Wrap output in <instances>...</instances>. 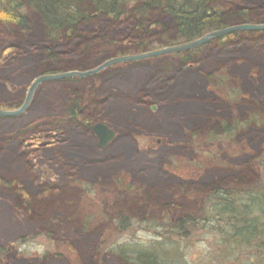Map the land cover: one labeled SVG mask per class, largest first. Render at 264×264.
Instances as JSON below:
<instances>
[{
	"label": "trees",
	"instance_id": "1",
	"mask_svg": "<svg viewBox=\"0 0 264 264\" xmlns=\"http://www.w3.org/2000/svg\"><path fill=\"white\" fill-rule=\"evenodd\" d=\"M131 23L132 28L128 27ZM0 24L9 30L10 39L14 42V45H5L1 50L0 69L5 65L17 66L24 59V51L26 54L31 51L40 68L30 78H38L72 70H90L113 57L187 44L207 33L229 27L264 24V0H0ZM103 25L119 27L121 33L115 31L114 34H123V37L111 38ZM241 42L249 46L253 43V47L264 51V32H239L209 44L226 50ZM108 45H114L117 50L100 60L99 48ZM204 49L173 56L182 58L180 66L188 69L202 62ZM190 54L193 55L188 56ZM210 58L211 54L206 59ZM237 66H229L236 75L231 80L223 67L205 73L203 77L208 85L224 88V93L221 96L216 93L212 97L199 94L203 110L197 113L200 120L197 124L200 133L210 142L217 143L223 137L236 141L240 134H245L248 148L251 144L257 145L254 150L257 154L247 155L246 166L236 168L230 158L231 165L212 166L213 170H206L204 181L193 185L186 184L181 177L149 179L140 173L142 170L135 169L129 171L128 178L114 182L111 176L116 174L118 163L115 165L111 159L98 156L85 162L93 175L83 192L75 194L72 191L71 195L67 187L48 181L42 183L36 174V165L32 164V156L42 152V136L47 139L52 134L84 131L85 135L93 136L91 127L95 118L102 114L100 111H105L106 100H98L93 95L88 104H80L84 95L79 96L76 89L70 91L71 102L62 115L33 119L14 131L17 137L12 138L11 132L0 137L9 139L0 148L17 147L16 153L22 155L21 158L16 155L19 158L14 160L17 165L22 164L31 170L32 180L31 189L24 180L20 181V177L10 179L0 173V190L14 193L16 210L25 214L30 222L34 220L41 227L39 234H47L52 240L58 239L53 227L48 232L42 231L46 229L44 221L47 220L48 206L57 202L61 204L59 212L65 218L56 220L58 228L61 222H69L72 232L88 235L93 215L86 217L88 205L85 206L81 200L87 196L85 192H92L95 188L98 196L102 192L117 193L119 207L113 215L115 222L107 221L111 224L112 234L119 231L121 234L130 228L133 221H139L143 226L141 230L156 235L161 231L157 236L162 238L148 246L133 243L116 247L113 244L115 256L127 264H187V257L179 249L180 242L191 241L190 236L199 229L213 234L211 246L216 252L209 253L208 264H264V94L258 85L264 63L253 62L252 68L243 71H239ZM83 81L71 79L60 82L73 85ZM60 82L56 84L60 85ZM20 100L22 97L8 100L0 107L18 108ZM137 130L147 134L143 128ZM82 154V161H85ZM3 170L0 165V171ZM50 199L55 201L52 205L48 203ZM94 202L98 201L94 199ZM116 222L120 223V228L112 226ZM74 229L81 231L75 232ZM28 240L29 237L25 236L0 245V264H30L32 257L27 251ZM49 257L48 254L40 257L41 264H45Z\"/></svg>",
	"mask_w": 264,
	"mask_h": 264
},
{
	"label": "rangeland",
	"instance_id": "2",
	"mask_svg": "<svg viewBox=\"0 0 264 264\" xmlns=\"http://www.w3.org/2000/svg\"><path fill=\"white\" fill-rule=\"evenodd\" d=\"M131 25L132 23L128 27L132 28ZM3 27L0 24V39H2L0 52L5 45H14L10 39L9 30ZM103 27L111 38L114 37L117 40L123 37V34H114L115 31L118 34L121 33L119 27L118 29L109 28L107 25ZM255 47L253 43L249 46L241 42L226 50L219 48L218 50L213 44H209L201 53L204 58L202 62L188 69L180 66L182 58L168 55L167 59L155 58L134 64L116 65L110 69L112 71L109 74L100 78L93 77L94 79H87L81 83H73V85H66L61 83L62 81L60 85L55 82L48 83V86L41 87L36 94L34 110L27 119L21 118L18 122L9 123L0 121V137L32 119H40L42 116L49 118L51 114L62 115L71 102L70 91L78 89V95L81 97L84 95L80 104H88L91 95L98 100L107 101L104 106L105 111H100L102 114L95 118L94 123L112 127L116 134L115 139L106 148H102L99 146L97 135L92 133L93 136H87L86 131L75 134L63 133L66 134L65 136L52 134L48 135L47 139L42 136L40 140L42 152L32 156V164L36 165V174L42 183L48 181L63 188L67 187L71 190L70 193L68 192L71 195L76 194L77 191L83 192L88 179L93 175L85 162H90L98 156L111 159L115 165L118 163L116 174L111 176L114 182L128 178L129 171L135 169L142 170L140 173L149 179L157 176L181 177L189 185L200 183L207 176L206 170L212 166L221 168L234 162L236 168L243 167L247 164V155L256 153L254 150L257 145L251 144L248 148L245 134H240L236 141L223 137L217 143L210 142L200 133V127L197 124L200 121L197 119V113L203 110L199 94L205 93L212 97L216 93L220 96L224 93V88L215 84L208 85L203 77L205 73L209 70L218 71V68L223 67L225 72L230 74L231 77L228 76L231 80L236 75L232 73L230 65H238L239 71H243L252 68L253 62L264 63V51ZM99 50L101 60L102 57L111 55L117 49L114 45H108ZM26 52L24 51V59L20 60L17 66L5 65L0 69V105L7 103L8 100L26 97L30 84L35 80L30 77L32 73L38 72L39 63L34 61L36 58L33 52L30 51L27 54ZM210 54L211 58L207 60ZM125 55L132 56V54ZM74 61L76 62V59ZM41 76L46 75L39 77ZM258 85L263 95L264 72ZM152 107H155V110H152ZM133 127L136 128L132 132ZM139 128L147 130V134H141L140 132L144 131H138ZM196 137L199 138L196 139ZM66 138L68 142L65 141ZM8 140L0 138V145L2 146ZM63 142L65 143L61 144ZM262 145L264 148V144ZM16 150L15 145L0 148V165L5 169L0 173L10 179L22 177L28 188H31V170L24 168L22 164L17 165L14 159L17 158L16 155L20 157L21 154H17ZM82 153H84L85 161H82ZM230 158L232 162L228 161ZM97 190L93 188L92 192L86 191L87 196L81 197L83 204L88 205L86 217L93 215L91 232L88 235H81V229H74L75 232L80 233L72 232L69 222L65 224L61 222L58 228L56 220L65 218V215L59 212L61 204L57 202L52 205L55 202L54 199L48 200L52 206L46 209L47 220L44 221L46 229L42 231L48 232L53 227L56 233L55 238L58 239L52 240V237L46 233V235L39 234L41 227L34 223V220L30 222L25 214L16 210L15 194L6 193L1 189L0 245L4 246L25 236L29 237L27 251L32 257L30 264H41L40 257L47 254L50 257L45 264H84L91 261H93L92 264H127L115 256L112 251L113 244L116 247L133 243L148 246L155 240H162L157 236L161 234V231H158L156 235L154 232L148 233L144 229L141 230L143 226L139 221H133L130 228L121 234L120 231L112 234L111 224L109 225L107 221L111 223L114 221L113 215L119 207L118 195L114 192H102L100 194L102 198H100V195L95 193ZM94 199L98 202H94ZM116 223L112 226L120 228V223ZM206 234L208 236L204 237ZM190 237H192L191 241H182L179 246L184 257H187V264H208L209 253L216 252L214 246H211L213 234L199 229ZM164 238L170 240L168 237Z\"/></svg>",
	"mask_w": 264,
	"mask_h": 264
},
{
	"label": "water",
	"instance_id": "3",
	"mask_svg": "<svg viewBox=\"0 0 264 264\" xmlns=\"http://www.w3.org/2000/svg\"><path fill=\"white\" fill-rule=\"evenodd\" d=\"M264 32V24H245L234 27H229L227 29L218 30L214 32L207 33L204 37L197 39V41L188 42L187 44L176 45L175 47H165L164 49L155 50L152 52H146L144 54H134V56H123L119 58H113L102 65L92 68V70L87 71H71L70 73H60V74H49L46 76H41L36 79L29 89L27 98L24 104L18 110H3L0 108V119H16L21 115H24L29 109L32 101L35 97L36 91L44 83L59 82L60 80H70L71 78L77 79H88L98 74L103 73L104 70L112 68L113 66L124 64V63H137L145 62V60H154L155 58L166 57V55H173L179 53H187L191 50H196L202 46H205L209 42L228 37L231 34H236L239 32ZM155 110V107H153ZM92 133L97 135L99 146L106 148V146L115 139L116 134L107 125L96 123L92 127Z\"/></svg>",
	"mask_w": 264,
	"mask_h": 264
},
{
	"label": "flooded vegetation",
	"instance_id": "4",
	"mask_svg": "<svg viewBox=\"0 0 264 264\" xmlns=\"http://www.w3.org/2000/svg\"><path fill=\"white\" fill-rule=\"evenodd\" d=\"M195 51V50H194ZM184 54H186V53H184ZM173 55H176V54H173ZM178 55V54H177ZM191 55H193V54H190V55H188V56H191ZM166 56H168V55H166ZM194 57L196 58V56L194 55ZM40 90V89H39ZM39 90L35 93V97H34V99H33V101H32V104L30 105V109L24 114V115H21V116H19L18 118H16V119H9V120H2V119H0V121H3V122H6V123H9V122H18L21 118H23V119H27L28 117V115H30V113H31V110H32V105L34 104V101H35V98H36V94L39 92ZM28 93V92H27ZM26 98H27V95H26V97H22V100H20L21 101V103L19 104V106H18V108H15V109H10V110H18L23 104H24V102H25V100H26ZM1 108V107H0ZM2 109H4V108H2ZM4 110H9V108L8 109H4ZM152 110H153V107H152ZM31 121V120H30ZM33 121V120H32ZM27 123H29V122H27ZM26 123V124H27ZM25 124V125H26ZM24 125V126H25ZM21 127H23L22 125H21ZM93 127V126H92ZM92 127H91V129H92ZM24 153H26V152H24ZM22 155V154H21ZM20 158H21V156H20ZM32 161H33V159H32Z\"/></svg>",
	"mask_w": 264,
	"mask_h": 264
},
{
	"label": "bare ground",
	"instance_id": "5",
	"mask_svg": "<svg viewBox=\"0 0 264 264\" xmlns=\"http://www.w3.org/2000/svg\"><path fill=\"white\" fill-rule=\"evenodd\" d=\"M242 25H245V24H242ZM248 25H249V24H248ZM106 102H107V101H106ZM106 102H105V103H106ZM104 125H107V124H104ZM107 126H108V125H107ZM109 128H110L111 130L113 129L112 127H109ZM14 131H17V130H12V132H11V133H12V134H11V137H12V138L17 137V136H16V133H15ZM65 141L68 142L67 138L65 139ZM16 179H17V178H16ZM20 179H21L20 181L23 180L22 177H21Z\"/></svg>",
	"mask_w": 264,
	"mask_h": 264
}]
</instances>
